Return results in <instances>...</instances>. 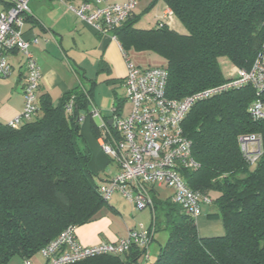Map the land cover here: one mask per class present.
<instances>
[{"label":"trees","instance_id":"1","mask_svg":"<svg viewBox=\"0 0 264 264\" xmlns=\"http://www.w3.org/2000/svg\"><path fill=\"white\" fill-rule=\"evenodd\" d=\"M162 1L185 34L170 26L135 29L134 15L113 34L127 54L147 51L163 59L168 98L224 83L229 74L221 60L228 72L250 69L264 40V0ZM90 93L80 85L57 105L41 94L32 120L17 127L0 123V264L14 256L30 261L64 229L90 223L108 207L98 193L104 180L88 167L90 150L77 120L88 116ZM71 97L73 113L67 115ZM253 99L249 86L228 91L195 104L182 125L199 165L182 177L193 192L212 198L207 218L222 223V236L200 237L195 221L153 188L150 228L168 235L154 261L144 262V250L132 247L75 264H264V152L250 165L238 147L241 135L256 134L264 149V121L252 122L247 113ZM91 131L97 138L92 120Z\"/></svg>","mask_w":264,"mask_h":264},{"label":"built area","instance_id":"2","mask_svg":"<svg viewBox=\"0 0 264 264\" xmlns=\"http://www.w3.org/2000/svg\"><path fill=\"white\" fill-rule=\"evenodd\" d=\"M30 1L0 0V79L11 75L7 61L11 52L21 55L24 69L23 108L7 122L10 127L32 120L38 111L41 74L30 50L37 39L28 40L24 33V25L31 17ZM54 1L65 5L76 20L93 27L100 36L118 43L114 30L133 16L142 0H124L122 3L110 0ZM144 1L151 4L162 0ZM173 19L172 11L165 7L155 22L156 27L169 26ZM118 46L125 60L124 102L129 104V112L122 115L121 107L112 108L111 116L104 118L86 95L88 117L95 121L99 148L117 167V172L100 184L98 193L106 201L119 195L137 211L148 207L152 212L150 190L165 185L173 190L172 202L195 221L202 213V206L212 205V198L193 192L182 177L183 171H195L199 166L182 125L198 102L245 86L254 92V99L247 108L249 118L255 123L264 121V40L249 70L233 68L224 83L179 100L166 95L167 72L164 68H140L129 60L119 43ZM73 101L71 97L66 104L67 115L73 113ZM84 118L85 115H80L77 120L80 123ZM238 147L250 165L256 163L264 152L262 140L256 134L241 135ZM74 231L72 227L64 229L39 252L44 264H75L101 255L120 256L132 247L144 250L145 262L149 259L148 249L154 236L153 228L145 229L138 224L114 242L82 246L75 241ZM23 264H30V261H23Z\"/></svg>","mask_w":264,"mask_h":264},{"label":"crops","instance_id":"3","mask_svg":"<svg viewBox=\"0 0 264 264\" xmlns=\"http://www.w3.org/2000/svg\"><path fill=\"white\" fill-rule=\"evenodd\" d=\"M110 1L122 3L124 0ZM155 4L163 6L155 17L156 22L166 6L163 1ZM29 9L31 17L24 25V33L28 40L37 39V43H32L30 46L41 74L37 97L41 94H48L52 104L57 105L62 95L81 85L83 90L91 92L89 98L92 104L100 110L102 116L109 118L111 112L106 113L102 109L103 99L93 96L97 80L88 76V70H96L95 75L98 76L102 74L100 81L112 90L111 109L119 108L124 102V94L123 98L119 97L116 87H123L126 66L118 43L100 36L93 27L76 20L65 5L54 0H31ZM169 26L173 31L185 34L184 28L176 19ZM7 61L11 66V75L7 80H0V123L2 124H7L15 118L23 108V58L20 54L11 52L7 56ZM80 133L90 150L91 157L88 165L90 171L102 177L104 181L107 180L117 172V167L100 150L91 131V120L87 115L80 122ZM154 190L156 191V187ZM202 209L205 210V216L202 215ZM201 210V215L195 220L198 235L205 238L222 236L224 233L222 223L207 218V214L212 212V205L202 206ZM141 218L142 212L138 213L119 195H114L109 200L108 207L102 210L99 218L75 229V241L82 246L114 242L124 237ZM150 224L151 222L147 229ZM141 225L144 227L143 224ZM154 238L155 236H153V241ZM44 263L43 258L30 259V264ZM7 264H23V260L14 256Z\"/></svg>","mask_w":264,"mask_h":264},{"label":"rangeland","instance_id":"4","mask_svg":"<svg viewBox=\"0 0 264 264\" xmlns=\"http://www.w3.org/2000/svg\"><path fill=\"white\" fill-rule=\"evenodd\" d=\"M150 3L147 1H140L137 4V7L134 11V16L136 17V21L134 24V28L138 30H151V29H156V23H155V17L157 14L163 9V6L161 4L158 5H153L149 7ZM146 8V9H145ZM171 24V23H170ZM169 24V25H170ZM176 29V26H175ZM122 56V55H121ZM128 58L131 60L134 64L138 65L141 68H146V67H159L162 64H164V61L162 58H160L159 55L153 52H147V51H141V52H136V51H129L128 52ZM123 59V57H122ZM124 60V59H123ZM125 63V60H124ZM221 69L224 73V76H227L229 74L228 69H229V64L225 60H221ZM88 76H90L92 79H96V85L94 87L93 91V96L94 98H102L104 106L102 109L107 113L111 112V106H112V90L108 88L105 84H103L100 80L102 79V74L99 76L95 75L96 70H88ZM6 79H0V80H7ZM116 93L119 97L123 98L124 94V89L121 86L116 87ZM121 114L126 115L129 110L130 106L126 102H123L121 105ZM95 122V121H94ZM156 190L159 193V198L162 200H165L168 197H171L173 195V190L168 188L165 185L162 186H156ZM116 196V195H115ZM123 202V201H122ZM126 202V201H125ZM203 210L202 215L205 216V210ZM138 213L142 212V218L140 221L137 222L138 224H143L145 229H147L149 222H151V212L150 209L147 207L144 210L137 211ZM154 241L151 246L150 251V261H154L157 255L159 254V251L161 247H163L167 241L168 235L167 232L163 229H157L154 232ZM33 258L36 259H41L40 254L37 253L36 255L33 256Z\"/></svg>","mask_w":264,"mask_h":264},{"label":"water","instance_id":"5","mask_svg":"<svg viewBox=\"0 0 264 264\" xmlns=\"http://www.w3.org/2000/svg\"><path fill=\"white\" fill-rule=\"evenodd\" d=\"M110 123V122H109Z\"/></svg>","mask_w":264,"mask_h":264}]
</instances>
